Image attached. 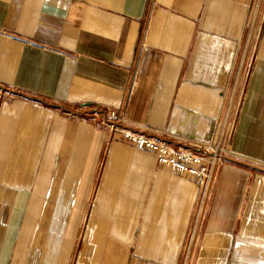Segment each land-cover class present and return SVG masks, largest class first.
Wrapping results in <instances>:
<instances>
[{"label":"crops","instance_id":"crops-1","mask_svg":"<svg viewBox=\"0 0 264 264\" xmlns=\"http://www.w3.org/2000/svg\"><path fill=\"white\" fill-rule=\"evenodd\" d=\"M0 264H264V0H0Z\"/></svg>","mask_w":264,"mask_h":264},{"label":"built area","instance_id":"built-area-1","mask_svg":"<svg viewBox=\"0 0 264 264\" xmlns=\"http://www.w3.org/2000/svg\"><path fill=\"white\" fill-rule=\"evenodd\" d=\"M112 119L121 120L114 111L109 113ZM122 139L128 145L153 153L159 164L171 172L188 177L204 189L213 170L223 159L226 148L219 141L192 146H175L164 138L150 136L121 129Z\"/></svg>","mask_w":264,"mask_h":264}]
</instances>
